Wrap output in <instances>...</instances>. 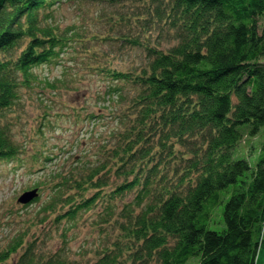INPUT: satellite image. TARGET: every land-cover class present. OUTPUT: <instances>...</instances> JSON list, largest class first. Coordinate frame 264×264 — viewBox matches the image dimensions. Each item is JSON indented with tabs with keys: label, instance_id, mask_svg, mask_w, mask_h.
Instances as JSON below:
<instances>
[{
	"label": "trees",
	"instance_id": "1",
	"mask_svg": "<svg viewBox=\"0 0 264 264\" xmlns=\"http://www.w3.org/2000/svg\"><path fill=\"white\" fill-rule=\"evenodd\" d=\"M61 1L0 0V158L18 148L1 125L5 112L19 100L20 87L38 80L35 67L70 41L71 28L43 20L42 11ZM147 1L149 27L166 26L174 42L162 49L132 40L145 50L140 68L106 69L112 79L138 86L131 105L116 115L122 127L107 153L112 162L79 163L61 184L101 188L102 169L117 178L108 197L132 196L114 223L128 238L126 259L133 264H257L264 243V139L255 164L235 152L245 139L264 136V0ZM114 91H106L108 98ZM170 159L172 180L165 169ZM96 191L67 194L66 216L90 208ZM220 221L221 229L209 227ZM116 249L94 264H122L123 246ZM35 255L29 244L21 264H65L60 253ZM6 259L1 253L0 262Z\"/></svg>",
	"mask_w": 264,
	"mask_h": 264
},
{
	"label": "rangeland",
	"instance_id": "2",
	"mask_svg": "<svg viewBox=\"0 0 264 264\" xmlns=\"http://www.w3.org/2000/svg\"><path fill=\"white\" fill-rule=\"evenodd\" d=\"M142 1L62 0L42 11L44 21L71 28V36L55 58L35 67L38 80L30 88L20 87L19 100L1 120L18 148L11 157L0 158V254H7L0 264H21L29 244L36 248V258L60 253L65 264H94L104 252L116 254L117 244L123 246L122 264H133L126 259L128 238L114 223L116 217L121 220L118 211L132 196L108 197L117 178L102 169L98 178L105 185L86 190L61 184V178L79 163L90 168L97 160L105 165L112 162L107 153L115 147L112 136L122 127L116 115L131 105L138 86L129 79H112L106 69L136 72L146 60L144 44L164 49L174 42L166 26L152 23L154 28L149 27V1L144 0V5ZM132 40L143 46L130 45ZM109 89H115L110 98ZM263 139L261 135L245 139L236 156L250 155L255 164ZM167 162V178L172 180L176 165L172 159ZM107 173L110 179L104 177ZM33 188H37L36 197L19 201L22 193ZM96 190L90 208L74 218L66 216L70 201L65 203L63 198L67 194L88 197ZM209 227L221 229L223 223ZM257 264H264V243Z\"/></svg>",
	"mask_w": 264,
	"mask_h": 264
},
{
	"label": "water",
	"instance_id": "3",
	"mask_svg": "<svg viewBox=\"0 0 264 264\" xmlns=\"http://www.w3.org/2000/svg\"><path fill=\"white\" fill-rule=\"evenodd\" d=\"M37 194H38L37 188L27 190L21 194V196L19 197V201L24 202V203L28 202V201L32 200L34 197H36Z\"/></svg>",
	"mask_w": 264,
	"mask_h": 264
}]
</instances>
